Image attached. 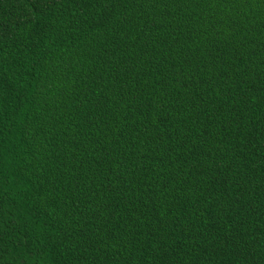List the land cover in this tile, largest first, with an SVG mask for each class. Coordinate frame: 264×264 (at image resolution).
I'll return each instance as SVG.
<instances>
[{
	"label": "trees",
	"instance_id": "obj_1",
	"mask_svg": "<svg viewBox=\"0 0 264 264\" xmlns=\"http://www.w3.org/2000/svg\"><path fill=\"white\" fill-rule=\"evenodd\" d=\"M0 264H264V0H0Z\"/></svg>",
	"mask_w": 264,
	"mask_h": 264
}]
</instances>
